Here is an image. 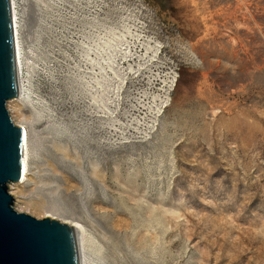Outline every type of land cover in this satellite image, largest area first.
Returning a JSON list of instances; mask_svg holds the SVG:
<instances>
[{"label": "rangeland", "instance_id": "374dc122", "mask_svg": "<svg viewBox=\"0 0 264 264\" xmlns=\"http://www.w3.org/2000/svg\"><path fill=\"white\" fill-rule=\"evenodd\" d=\"M17 12L28 96L8 107L31 177L9 184L15 207L79 221L87 264H264V0Z\"/></svg>", "mask_w": 264, "mask_h": 264}, {"label": "water", "instance_id": "95a60500", "mask_svg": "<svg viewBox=\"0 0 264 264\" xmlns=\"http://www.w3.org/2000/svg\"><path fill=\"white\" fill-rule=\"evenodd\" d=\"M18 95L10 4L0 0V264H80L78 235L69 223L15 207L9 184L23 178V132L8 102Z\"/></svg>", "mask_w": 264, "mask_h": 264}, {"label": "bare ground", "instance_id": "6f19581e", "mask_svg": "<svg viewBox=\"0 0 264 264\" xmlns=\"http://www.w3.org/2000/svg\"><path fill=\"white\" fill-rule=\"evenodd\" d=\"M9 4H10V11H11L12 26H13L14 44H15V53H16V63H17V73H18V82H19V95L16 96V98L14 97V99H12L10 101V103L12 104L13 101H14V103L16 102L15 103L16 106L15 105L14 106L17 107V105H22L23 104V103L21 104V101L23 99L24 100L27 99V96H28L27 90H28V88H27V86L25 85V83H24V81L22 79L23 66H22V61H21V49H20V32H21L20 26H21V23H20V18L18 16V12H17V0H9ZM11 106H13V105H11ZM18 110H19V107H18ZM20 117H22V116H20ZM17 120H19V119H17ZM16 123L19 126L22 127V132H23L24 170H23V178H22V180L15 182V184L22 186V184L24 182L26 183V181L29 179V177H31L30 176V174H31L30 173V169L31 168H29V165H30V163H29L30 138L31 137L29 135L30 133H29L28 128L26 127V124H24V123H22L20 121H18V122L16 121ZM11 192L14 194V192L12 190H11ZM17 209L19 211H21V209H19V207H17ZM48 216H50V215H48ZM64 222L69 223L75 229V231L77 232L78 245H79V255H80V264H87L88 256H89L88 252L89 251H88L87 240L84 239V234H83V233H85V231L83 232V230H85V229H83L84 227H82L80 222L76 221V220H69L68 219V220H65Z\"/></svg>", "mask_w": 264, "mask_h": 264}]
</instances>
